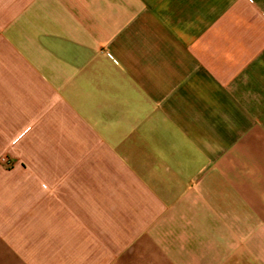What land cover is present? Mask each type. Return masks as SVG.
Segmentation results:
<instances>
[{
    "label": "crops",
    "instance_id": "obj_1",
    "mask_svg": "<svg viewBox=\"0 0 264 264\" xmlns=\"http://www.w3.org/2000/svg\"><path fill=\"white\" fill-rule=\"evenodd\" d=\"M0 264H264V0H0Z\"/></svg>",
    "mask_w": 264,
    "mask_h": 264
}]
</instances>
